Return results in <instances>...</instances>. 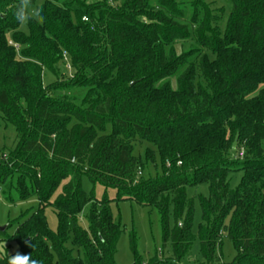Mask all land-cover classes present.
I'll return each mask as SVG.
<instances>
[{
  "label": "trees",
  "instance_id": "trees-1",
  "mask_svg": "<svg viewBox=\"0 0 264 264\" xmlns=\"http://www.w3.org/2000/svg\"><path fill=\"white\" fill-rule=\"evenodd\" d=\"M224 1L223 15L206 0H32L45 20L24 32L19 0H0V126L17 139L0 154V186L11 204L39 201L0 241L41 264H115L122 226L87 178L161 214L171 257L145 261L132 241L133 264H180L193 243L186 187L207 182L197 264H226L224 236L228 264H264V0ZM158 161L162 173L143 176Z\"/></svg>",
  "mask_w": 264,
  "mask_h": 264
},
{
  "label": "rangeland",
  "instance_id": "rangeland-1",
  "mask_svg": "<svg viewBox=\"0 0 264 264\" xmlns=\"http://www.w3.org/2000/svg\"><path fill=\"white\" fill-rule=\"evenodd\" d=\"M208 3H213V7L220 12H224V7L226 3L224 0H206ZM228 11H226V15ZM224 15V13H223ZM224 16V21L222 23V29H225L226 26V17ZM22 31L27 32V26H21ZM10 37V36H9ZM70 77L74 75V72L66 66ZM63 74V75H64ZM56 81V78L45 71L43 74V84L45 87L50 86ZM83 94V92H79ZM17 145L16 139V130L13 125L1 122L0 126V154L5 153L7 160L13 155L12 151L15 150ZM147 146L141 145L138 146L135 150V154L140 156V158L145 157ZM142 158V159H143ZM4 162V161H2ZM160 162L158 161V166L154 167L153 165H147L143 176L154 177L157 173L161 174ZM242 179V173L236 172L232 173L229 176V183L232 189H236L240 186ZM83 189L90 195L93 193L95 198L101 201L104 198L110 200V209L113 215L114 220L120 222L122 226V234L119 238L117 244V253L115 255V264H133L134 263V254L131 249L132 241L135 243V249L137 254L142 256L145 261H149L155 255V253H161L160 257H171V244L168 243L164 245L163 242V224L162 216L159 211L154 207H146L139 205L133 201H116V191L113 189L106 190L102 185L96 184L93 185L89 182L87 178L83 179ZM187 193V205L191 208V224H192V235L193 243L191 249L187 256L180 261V264H197L202 263L203 258L200 252V241H199V232L200 228L203 225L201 208H200V199H208L210 196V184L204 182L196 187H186ZM172 206V202L170 204ZM39 206V201L36 197H32L25 202H16L15 204L9 203L4 194L3 188L0 186V227H7L10 223H16L21 219L22 214L36 210ZM86 210L81 215V224L87 229L88 223L85 220L84 216ZM171 225H173V207L171 209ZM45 215L48 221V226L52 231L57 230V217L55 209L48 207L45 211ZM15 227L9 228L7 231L8 235H13ZM6 248H5V247ZM6 251L9 254H15L17 251L20 252V248L16 242L11 241H0V256H6ZM221 256L223 263H231L236 257V251L234 249L231 241L223 237V244L221 249Z\"/></svg>",
  "mask_w": 264,
  "mask_h": 264
},
{
  "label": "clouds",
  "instance_id": "clouds-1",
  "mask_svg": "<svg viewBox=\"0 0 264 264\" xmlns=\"http://www.w3.org/2000/svg\"><path fill=\"white\" fill-rule=\"evenodd\" d=\"M14 16L20 26H26L30 21L43 24L45 20L42 7L34 6L32 0H19ZM25 243L27 247L34 249L35 246L31 241H26ZM5 254L7 264H41L39 260L33 259L31 254H23L19 251L15 254H9L6 251Z\"/></svg>",
  "mask_w": 264,
  "mask_h": 264
},
{
  "label": "water",
  "instance_id": "water-1",
  "mask_svg": "<svg viewBox=\"0 0 264 264\" xmlns=\"http://www.w3.org/2000/svg\"><path fill=\"white\" fill-rule=\"evenodd\" d=\"M237 142H238V136L236 137L234 144H233V151H236L237 148ZM7 230V227H0V232H5Z\"/></svg>",
  "mask_w": 264,
  "mask_h": 264
}]
</instances>
